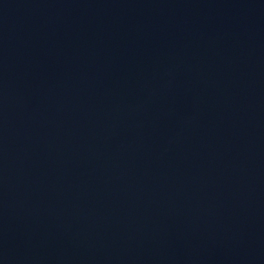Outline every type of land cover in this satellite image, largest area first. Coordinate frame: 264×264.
Returning <instances> with one entry per match:
<instances>
[{
	"label": "water",
	"instance_id": "water-1",
	"mask_svg": "<svg viewBox=\"0 0 264 264\" xmlns=\"http://www.w3.org/2000/svg\"><path fill=\"white\" fill-rule=\"evenodd\" d=\"M0 264H264V0H0Z\"/></svg>",
	"mask_w": 264,
	"mask_h": 264
}]
</instances>
